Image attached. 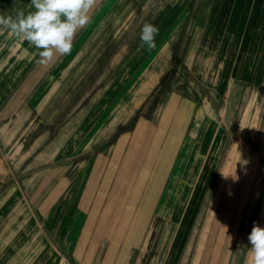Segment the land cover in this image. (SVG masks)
Here are the masks:
<instances>
[{"label": "rangeland", "instance_id": "obj_1", "mask_svg": "<svg viewBox=\"0 0 264 264\" xmlns=\"http://www.w3.org/2000/svg\"><path fill=\"white\" fill-rule=\"evenodd\" d=\"M30 1L3 0L0 2V16L15 19L19 12L27 14L32 5L22 7V3ZM247 3L250 5V0ZM244 5L241 0L96 1L89 13V24L75 34L71 53L58 55L53 66L44 71V77L28 94L27 101L21 103L22 107H18L19 112L11 119L15 120L12 124L0 122L2 139L11 142L16 135L17 139L20 137L17 141L24 144L10 147L8 154L0 153V227L10 226L9 231H3L0 236V256L4 243L8 240L10 242L7 243L9 248L6 255L9 264H18L12 262L17 254L30 252L34 243L32 240L30 244V224H33L35 214L27 212L25 207L29 209L30 205H37L39 201L33 202L28 192L36 185L37 179L50 173L51 169L54 171V168L62 167V163L68 172L70 184L57 203L77 202V187L88 177L93 159L97 156L112 158L113 154H116L114 162L120 157L121 160L118 164L109 162L108 170L99 162L87 191L93 190L96 184L91 187L92 180L96 181V177H101L98 189L107 193L104 202L109 200V196L116 198L120 192L124 197L121 198L122 202L126 197L128 199L132 189L129 185L139 182L141 176L142 179L145 177L144 170L135 171L130 159L125 162L123 160V154L141 149L140 146L139 149L136 147L140 139L135 137L138 125L141 135H150L142 148L152 151L158 142H150L151 129L157 127L165 116L171 118L169 125L166 123L165 126V130L170 133L182 119L199 116L200 110L204 113L214 111L211 99L214 100L217 95L209 87L213 88L212 83L215 82L219 67H223L226 73L230 65L234 70L236 67L233 66V61L236 59L241 71L233 76L253 83L254 91L248 92L247 98H252L254 102L249 107L246 104H233L229 108L231 111L226 113L239 117L248 108L250 113L255 114L257 111L260 118L264 119V22L260 21L263 16L260 13L256 23L253 22L255 9L251 10ZM246 12H249V18ZM145 24L158 28L155 47L150 49L140 40ZM8 31L9 29L0 25V35H5L6 32L7 35ZM243 34L245 37L242 40ZM6 35L5 37L9 36ZM17 39L11 42H18ZM1 41L7 45V39ZM19 87L14 86L15 93ZM235 90L239 93L241 89L235 85ZM245 91L241 90V96L245 97ZM196 102H199L200 107H194ZM6 106V103L0 104V108ZM248 121L253 122V115L249 116ZM141 125L145 126L143 131ZM18 132L23 135L19 136ZM145 136L141 138H147ZM30 138L40 141L39 149L34 144L27 146ZM163 139L161 146L164 149L168 142ZM235 140L241 147L233 155L229 151L216 154L215 151L223 150L224 147L220 142L217 143L218 147L212 156L214 164L210 176H206L211 177L207 181L210 184L205 190L206 194L204 187L207 182L201 188L202 196L192 206L194 211L204 213L212 210L215 203L212 201L213 192L218 187V167L226 160L232 163V170L228 171L231 176H237L241 181L252 178L250 159L261 155L254 150L259 148L258 141L252 142V150L248 152L247 144L251 142L249 136L243 138L244 143H241L239 137ZM232 141L234 137L228 141V150H231ZM176 147L180 148L179 139ZM39 152L45 155L34 158ZM30 154L32 156L29 161H25L24 158ZM128 157L132 155L128 154ZM165 161L168 162L169 158ZM146 162L149 163L150 160ZM32 164L35 166L33 170L25 171V165ZM145 169L146 179L151 186L154 175L150 174V167ZM100 170L106 171L101 174L98 173ZM226 172L225 169L221 175L222 181H225L226 175L228 177ZM188 175L191 177L192 173ZM157 177L158 174L155 178ZM162 179L166 183L170 182L165 176ZM142 187L143 183L140 188ZM190 190L184 188L181 197L177 193L179 197L176 209H180V203L185 198L187 202ZM248 192L244 198L245 201L248 199L245 207L247 214L250 206L252 211H260V204L264 206V184L253 183ZM239 194L241 192L235 186L228 197L235 199ZM94 197L97 199V194ZM242 202L241 200L237 206L233 202L226 204L228 219L241 211ZM186 205L183 204V209ZM223 205V200L217 202V212L224 209ZM23 208V212L18 213ZM171 209L165 207L162 212H172ZM151 211L153 216L158 212L156 207ZM168 224L157 222L153 225L157 226L156 232L158 226L161 230L168 227V232L173 231L174 226L169 227ZM15 229L18 230L16 248L13 247ZM21 246L23 250L18 252ZM164 249L162 247V251ZM54 252L56 264H63V260L73 264L59 248ZM188 257L189 261L186 260V263L191 264L192 253Z\"/></svg>", "mask_w": 264, "mask_h": 264}, {"label": "crops", "instance_id": "obj_2", "mask_svg": "<svg viewBox=\"0 0 264 264\" xmlns=\"http://www.w3.org/2000/svg\"><path fill=\"white\" fill-rule=\"evenodd\" d=\"M2 1L0 0V2ZM242 1L245 7L248 6L251 10L252 8L255 9L253 13L255 21L253 22L256 23L260 13L263 16L260 21L264 22V0H250V5L247 0ZM24 5H31V1L22 3V7ZM33 10L32 7L27 10V13ZM246 16L250 17L249 12H246ZM5 35H0V41L7 39L6 46L5 42H0V104L6 103L7 106L0 108V122L7 121L12 124L15 120L11 119L19 112L18 107H22L21 103L27 101L28 94L44 77V71L53 66L59 54H56L51 62L41 64L38 62L40 59L38 50L34 46L17 39L15 36L5 37ZM244 37L245 35L242 40ZM15 39L18 42H11ZM233 66L236 68L233 70L230 65L227 73L224 72L223 67H219L216 79H214L215 82L212 83L213 88L209 87L217 95L214 96V100L211 99L215 110L209 113L200 110L199 116H189L188 119H182L175 124L176 129L170 130V133L165 130V126L166 123L169 125L171 118L165 116L160 122L161 125L151 129L150 142L152 144L158 142L152 151L142 148L146 140L150 139L148 138L150 135H141L138 125L135 137L136 139L140 137V139H138V146L136 147L139 149L140 146L141 149L123 154V160L125 162L130 159V163L136 169L135 171L144 170L145 177L143 178L144 181L141 176L139 182L129 185L130 189L132 188L131 194H128L129 197L128 199L126 197L125 201H121V198L124 197L121 196L122 192L118 190L119 196L117 195L116 198L109 196V200L104 202L107 199V193L103 189H98L101 177L99 179L96 177V181L93 179L91 187L96 184L93 190L87 191L93 173L98 167L97 164L101 162L100 164L107 169L109 162H114L116 154H113L112 158L97 156L93 159L88 177L84 179L81 186L77 187L75 194L76 197H79L77 202L57 203L61 196L66 193L70 184L68 172L63 166L64 163H62V167L54 168V171L51 169L50 173H44V177L37 179L36 183L34 182L36 185L28 192V196L33 202L37 200L39 202L37 205H30L29 209L25 207L27 212L31 211L35 214L33 224H30V244L32 240L34 243H32L28 254L19 253L12 262L18 264H56L54 251L59 248L73 264H157L158 262V264H187L186 260L189 261L190 253H192L191 264H246L248 250L251 247L248 236L252 227L254 224L264 227L263 204H260L261 210L258 212L252 211L250 206V212L247 214L245 207L248 199L247 201L244 199L249 193L251 184H264V119L260 118L257 111L255 114L250 113L248 108L241 113L240 118L236 117V114L229 115L226 113L231 111L229 108L233 104H246L249 107L254 102L252 98H247L248 92L254 91L252 81H243L238 76L234 77L233 75H237L241 68L236 64V59L233 61ZM235 85L238 89L246 90L245 97L244 95L241 96V90L239 93L238 90H235ZM14 86H20L16 93L13 89ZM206 103L205 107H207ZM197 106L200 107L199 102L194 103V107ZM250 115H253L252 123L248 121ZM246 121L248 122L246 123ZM141 129L143 131L145 126L141 125ZM29 130H31L30 127H28ZM1 132L0 130V153L7 152L8 154L10 147L24 145L18 142L20 137L17 139L16 135L11 142L2 139L1 134L3 133ZM17 134L23 135L20 132ZM141 136L147 138H141ZM248 136L251 141L247 144L248 152L252 150V142L258 141L259 148L254 150L261 153V155L253 156L250 159L252 163L249 168L253 169L252 178L241 181V179H237V176H231L228 171L232 170V163L226 160L218 167V187L213 192L214 199L212 201L215 203L211 207L212 210L204 213L194 211L192 206L202 196L201 188L211 179L209 176L214 164H212V156L218 147L216 146L217 143L220 142V145L224 147L223 150L215 151L216 154L229 151L233 155L241 147L235 139L239 137L241 143H244L243 138ZM233 137L234 141L230 143L231 150H228V141ZM162 139L164 142H168L166 144L168 148L166 146H163L164 149L162 148ZM178 139L180 140V148L176 147ZM28 144L37 145L36 149H39L40 141L30 138L27 146ZM128 154H131L132 157H128ZM43 155L39 152L33 157L38 159L42 158ZM30 156L32 155L24 158L25 161L28 162ZM166 158H169L168 162L165 161ZM120 160L121 157L114 164ZM147 160L150 162L147 163ZM33 166L34 164L25 165V171L33 170L35 167ZM146 167H150L148 170H150V174L154 175L151 186L146 179ZM225 169L229 178L226 175L225 181H222L221 175ZM105 171L100 170L98 173L101 172L102 174ZM189 173H192L191 177H189ZM157 174L158 177L155 178ZM207 175H209L208 178ZM164 176L168 180L170 179V182L166 183L162 179ZM142 183L143 187L140 188ZM209 184V182L207 185L205 184V194ZM235 186L239 188L241 194L235 199L229 198L228 195L230 196ZM184 188L187 191L191 190L188 193L187 202H185V198L180 203L178 210V207L177 209L175 207L178 204V194L181 197ZM245 188L248 189L245 190ZM95 194L98 196L97 199L94 197ZM220 200L224 201V209L217 212L216 207L219 206V204L217 206V202L220 203ZM241 200L243 201L241 211L228 219L226 217V204L233 202L237 206ZM184 203L187 204L185 209H183ZM154 207L158 210L155 216L151 214ZM165 207H171L172 212H162ZM23 210L24 208L18 213H22ZM157 222L169 223V227L170 225L174 226L173 231L168 232V227L161 230L158 226L156 232L157 226L155 225ZM8 228H10L9 225L1 226L0 236L3 231H9ZM17 232L18 230L15 229L13 244L15 248L17 247ZM5 238H3V242ZM9 242L10 240L5 242L2 249L3 252L0 256L2 264H9L8 255H6L9 248L7 243ZM162 247L165 248L163 251ZM22 250L21 246L18 252ZM64 263L68 262L63 260Z\"/></svg>", "mask_w": 264, "mask_h": 264}, {"label": "clouds", "instance_id": "obj_3", "mask_svg": "<svg viewBox=\"0 0 264 264\" xmlns=\"http://www.w3.org/2000/svg\"><path fill=\"white\" fill-rule=\"evenodd\" d=\"M96 0H31L33 11L19 12L13 17L0 16V25L9 35L26 41L38 50L39 63L51 62L56 54H70L75 34L90 22V11ZM158 28L145 24L140 40L148 48L155 47ZM251 247L246 264H264V227L254 224L248 236Z\"/></svg>", "mask_w": 264, "mask_h": 264}]
</instances>
